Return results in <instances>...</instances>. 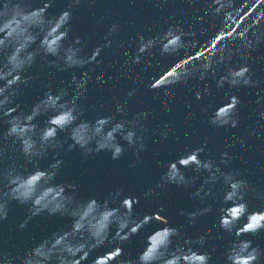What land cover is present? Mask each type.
<instances>
[{
  "label": "clouds",
  "instance_id": "1",
  "mask_svg": "<svg viewBox=\"0 0 264 264\" xmlns=\"http://www.w3.org/2000/svg\"><path fill=\"white\" fill-rule=\"evenodd\" d=\"M55 2L40 0L36 6L35 0H0V121L7 125L0 134V164L6 165L0 168V222L8 218L10 206L15 202L28 209L20 229L27 228L34 217L43 214L68 217L71 223L36 241L23 254L19 249L15 253L0 251V264H214L217 245L212 241L220 239L219 234L213 235L217 227L233 236L229 247L221 253L224 264H264V247L253 239L242 238L244 234L264 232V207L253 208L249 199L251 194L256 200L264 201V183L253 184L250 177L242 174L243 169L232 168L234 157L228 150L220 153L219 160L203 159L204 145L187 150L178 158L157 161L165 170L143 195L160 197L170 185L194 188L191 197L198 199L202 206L191 211L179 210L188 220L183 226L172 224L164 214L163 204L158 211L141 216L135 208L140 197L127 195L124 187L115 188L102 200L94 196L85 199L78 195V184L57 182L65 165L63 152L79 148L82 157L87 158L106 151L113 160H118L126 152L121 140L135 154L136 161L129 165L135 168L141 153L147 150V121L154 116L148 109L129 115L128 106L140 93L137 82L133 81L124 99L116 101L113 114L85 118L87 109L82 101L87 100L90 85L103 87L111 79L105 75L107 70L93 75L97 70L92 66L102 63L98 57L104 48L112 46L110 37L119 31L120 25L111 23L104 34L105 43L86 52V38L72 35L74 10L83 0H67L65 8L52 15L49 9ZM205 2L206 11L212 16L223 14L222 31H227L229 38L223 43H213L207 54L202 46L199 56L190 54L198 43L188 37H195L197 33L185 32L183 24L177 22L159 31L153 29L155 34L151 36L139 34L127 44L128 51L123 55L129 56L134 45L136 54L131 63L142 64V72L152 66L147 58L153 55L154 49L161 57H179L163 79H150L145 85L149 90L156 91L160 86L175 89L176 85H186L195 79L204 84L195 92L196 100L201 101L212 95L211 77L215 88L226 90L227 102L210 112L209 123L215 128L237 129L242 120L238 113L241 98L234 90L261 89L264 85V78L256 75L250 62L252 53L264 45V10L256 11L241 28L239 19L244 10L250 6L255 10L258 0H240L239 4L237 0ZM197 19L203 23L204 17ZM233 23L235 28H231ZM38 60L56 71H81L73 72L70 79L65 77L59 86L48 80L42 95L30 109H24L18 98L26 88L35 87L33 81L40 79V72H31ZM259 60H264V55H259ZM173 96L174 91L164 93L163 107L169 112ZM256 97L259 123L264 121V95L258 91ZM209 110L210 105L201 108L204 113ZM40 117H44L42 122ZM168 127L165 124L164 128ZM61 133L65 135L61 137ZM258 135L264 139V133ZM160 137L162 142L166 141L169 132L162 130ZM235 144L233 140L230 147ZM248 147L251 150L250 143ZM50 155L52 162L41 167L40 162ZM244 164L247 167L248 161ZM202 172L207 175L197 186ZM209 200L213 203H207ZM215 203L220 204L218 224L196 237L190 236L189 226H195L198 218L211 214ZM153 222L162 226L149 231ZM144 231L148 234L139 254L133 256L126 252L125 245ZM209 243L211 250H206ZM98 249H105L104 254L93 258Z\"/></svg>",
  "mask_w": 264,
  "mask_h": 264
},
{
  "label": "water",
  "instance_id": "2",
  "mask_svg": "<svg viewBox=\"0 0 264 264\" xmlns=\"http://www.w3.org/2000/svg\"><path fill=\"white\" fill-rule=\"evenodd\" d=\"M67 0H56L55 4L49 9L52 15L60 13L66 6ZM240 0H237V4ZM36 6H39L40 0H35ZM207 3L205 0H83V2L74 10L73 17V36H83L87 40L88 47L86 52H91L97 45L105 43L104 34L108 31L111 23L118 22L120 29L114 33L110 39L113 44L110 48H104L98 59H102L99 65H93L97 72L93 75H99L104 70L107 79L103 87L95 84L90 85L87 100L82 101L86 105L85 118L92 119L99 115H110L114 113L116 101L123 100L127 90L132 87L133 81L137 82L140 93L133 97L132 103L129 104V115L132 113L148 109L153 113L154 118L147 121L149 134L146 136L148 143L147 150L141 153L140 161L135 168L129 167L136 161L132 149L127 148L126 152L118 160L111 158V153L101 151L98 154L82 157L79 148L71 152H63L62 158L65 162L57 182H70L79 185L78 195L82 198L96 197L104 199L108 193L117 187H124L127 195L139 196L140 203L135 206L136 211L141 216L145 213H151L159 210L160 204L166 209L165 215L169 217L174 226H183L188 223L186 216H181V208L191 211L201 207L198 199L191 197L194 188H177L170 185L160 197H145L143 193L149 185H154L161 173L165 170L157 161H166L178 158L181 154L192 148L205 146V152L202 154L203 159L215 157L219 160L220 153L228 150L232 153L234 159L232 168L243 169V175L250 177L253 184L264 183V139L259 137V133H264V121L257 123L256 93L259 91L264 95V85L261 89L250 87H241L234 90L235 94L241 98V104L238 106V113L242 117L241 124L237 129L215 128L209 123V114L217 106L226 103V90L215 88V82L209 78L212 85V95L205 96L201 101L195 98L197 89L204 86L203 82L192 79L186 85L179 84L175 89H167L164 86L155 90H149L145 87L150 83V79H163L167 75V70L175 63L179 57L164 56L161 57L158 50H153V55L147 59L151 60L152 66L145 72H142L141 65H134L131 59L136 54L135 47L130 51L129 56L123 53L128 51L127 44L136 38L139 34L146 37L154 35L153 29L159 31L167 28L169 24L177 22L183 24L185 32L196 31L195 37H188L197 41L198 46L192 49L190 54L199 56L201 46L204 54L213 43L219 41L223 43L228 40L227 31H222L225 24L223 14L212 16L206 11ZM264 10V0H258V7L250 6L244 10L239 19L240 27H244L249 22L251 16L256 11ZM204 17L203 23L198 21V17ZM103 18V19H102ZM233 23L231 28H235ZM228 29V31L231 30ZM201 29L203 30L201 34ZM239 29H237L238 31ZM123 45V47H121ZM259 55H264V45H261L257 52L252 53L250 62L253 64V71L257 76L264 78V60H259ZM49 59H53L49 57ZM237 61L234 59L233 63ZM123 65V67H121ZM81 70L74 69L69 72L56 71L49 69L45 64L37 61L33 66L32 74L40 72L41 76L38 81H33L35 87H28L24 90L23 96L18 98V102L24 109H30L36 102L44 89V84L52 80L56 85H60L65 77H71L72 73L79 74ZM165 91H174L172 98V111L169 112L163 107ZM159 94V98L154 97ZM103 105V107H101ZM210 105L209 113L201 111L203 106ZM191 114V115H189ZM41 122L44 117L39 118ZM168 124L167 129L164 128ZM7 128V125L0 121V134ZM167 130L169 138L161 141L160 132ZM185 132L190 135L185 136ZM61 137L65 134L61 133ZM235 140V146L231 142ZM71 143V141H68ZM249 143L251 150H249ZM67 147V145H65ZM18 155V154H17ZM248 161L245 167L244 161ZM52 162L51 155L40 162L41 167H47ZM259 162V167L257 166ZM21 163L23 161L21 160ZM6 167L0 164V168ZM191 175V169H187ZM207 173L200 174V180L197 186L206 177ZM219 185H217V188ZM249 199L252 207H264V201H258L251 194ZM207 203H213L212 200ZM11 211L8 218L0 222V251H10L15 253L17 249L21 254L31 247L36 241L50 235L53 231L67 227L71 223V218L60 217L58 215L49 216L43 214L34 217L28 224L27 228L20 229L19 224L28 215L27 206L12 203ZM219 203H215V210L197 219L195 226H189L188 233L196 237L206 231L207 228L218 224L219 220ZM161 224L153 222L149 226V231ZM115 231V228H113ZM148 233L141 232L134 236L131 241L125 245V251L136 256L144 245V239ZM219 234L220 239L212 241L217 245V251L213 253L214 264H224L221 253L230 245L233 236L222 232L218 227L214 229L213 235ZM35 237V241L33 240ZM227 237V238H225ZM227 240H225V239ZM242 238L253 239L255 243L264 247V232L253 235L244 234ZM206 250H211V243L206 246ZM105 249H98L93 254L103 255ZM113 264V262H110Z\"/></svg>",
  "mask_w": 264,
  "mask_h": 264
}]
</instances>
